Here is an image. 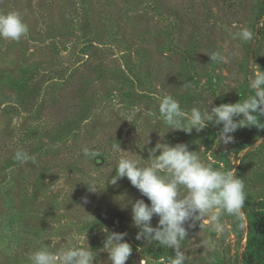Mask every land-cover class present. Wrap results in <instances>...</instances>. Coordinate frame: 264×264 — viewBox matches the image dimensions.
Masks as SVG:
<instances>
[{
    "label": "rangeland",
    "instance_id": "1",
    "mask_svg": "<svg viewBox=\"0 0 264 264\" xmlns=\"http://www.w3.org/2000/svg\"><path fill=\"white\" fill-rule=\"evenodd\" d=\"M9 11L29 31L19 41L0 38V264H30V252L53 240L66 247L73 233V243L97 252L94 264H110L104 229L127 233L126 264H166L173 249L136 239L128 202L150 201L126 177L107 183L120 156L147 159L157 142L187 143L245 183L247 230L226 215L219 235L210 221L197 224L184 243L189 264H264V248L248 242L250 222L264 218V128H240L225 146L217 142L222 125L188 134L159 114L165 95L190 112L252 94L249 66L264 70V0H0V13ZM241 27L252 40L233 38ZM217 52L224 60H211ZM17 150L36 163L14 161ZM207 238L215 252L198 246Z\"/></svg>",
    "mask_w": 264,
    "mask_h": 264
},
{
    "label": "clouds",
    "instance_id": "2",
    "mask_svg": "<svg viewBox=\"0 0 264 264\" xmlns=\"http://www.w3.org/2000/svg\"><path fill=\"white\" fill-rule=\"evenodd\" d=\"M28 31L29 27L19 12L0 13V38L19 41ZM233 38L247 42L253 39V32L241 27ZM210 57L212 61L224 60L218 52ZM249 73L248 85L252 94L237 103L213 106L212 100L206 106L202 104L191 108L189 112L172 95L161 97L159 114L164 124L170 130L191 134L193 130L201 132L214 122L216 126L222 125L217 142L225 146L234 143L232 134L240 128H264L258 120V117L264 116V70L254 63L249 66ZM183 87H190V84ZM149 143L150 139L144 146ZM112 148L117 150L121 147L114 143ZM83 151L92 159L100 156L95 150L84 148ZM148 152L147 159L137 158L133 152L132 155L120 156L115 167L116 175L107 183L115 184L126 177L150 201L146 203L141 198L128 202L131 204L133 224L139 229L136 239L149 245L158 242L163 248L173 249L175 254L167 258L166 264H189L192 257L184 248V243L188 241L189 230L197 224L203 230L210 221V230L219 235L227 230L228 226L222 220V216L226 215L234 218L238 230H247L245 183L234 167L230 170L213 167L205 162L201 150H190L187 143L172 145L157 142ZM13 159L21 165L36 163V157L25 150H17ZM84 183L90 192L98 191L95 178L89 177ZM154 217H158L156 226L152 224ZM104 231L106 238L102 251L109 254L108 261L110 264H126L133 252L132 245L125 239L127 233ZM78 239L80 237L73 233L67 238L68 246L59 248L53 240L50 245L30 252L28 260L30 264H94L97 252L90 246L80 247L78 243H73ZM198 246H203L205 252H215L217 248L211 238L202 239ZM214 259V256L209 257L210 261Z\"/></svg>",
    "mask_w": 264,
    "mask_h": 264
},
{
    "label": "trees",
    "instance_id": "3",
    "mask_svg": "<svg viewBox=\"0 0 264 264\" xmlns=\"http://www.w3.org/2000/svg\"><path fill=\"white\" fill-rule=\"evenodd\" d=\"M248 242L250 245L255 244L259 249L264 248V218L260 217L255 226L250 222Z\"/></svg>",
    "mask_w": 264,
    "mask_h": 264
}]
</instances>
